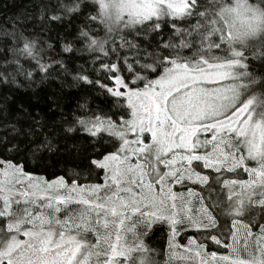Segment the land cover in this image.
Here are the masks:
<instances>
[{
	"label": "snow or ice",
	"instance_id": "6c2138e0",
	"mask_svg": "<svg viewBox=\"0 0 264 264\" xmlns=\"http://www.w3.org/2000/svg\"><path fill=\"white\" fill-rule=\"evenodd\" d=\"M161 255L264 264V0H0V264Z\"/></svg>",
	"mask_w": 264,
	"mask_h": 264
},
{
	"label": "trees",
	"instance_id": "16d2710c",
	"mask_svg": "<svg viewBox=\"0 0 264 264\" xmlns=\"http://www.w3.org/2000/svg\"><path fill=\"white\" fill-rule=\"evenodd\" d=\"M162 242L166 243V240H162L161 234L159 232L155 233V235L152 236L153 246L159 248V245ZM161 252H163V249H161ZM156 259L159 262V264H163V261L166 259V257L161 255V256L156 257Z\"/></svg>",
	"mask_w": 264,
	"mask_h": 264
}]
</instances>
